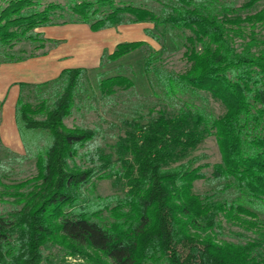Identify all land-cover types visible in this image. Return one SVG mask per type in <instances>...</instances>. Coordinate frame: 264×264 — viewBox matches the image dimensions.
Instances as JSON below:
<instances>
[{
	"label": "trees",
	"instance_id": "16d2710c",
	"mask_svg": "<svg viewBox=\"0 0 264 264\" xmlns=\"http://www.w3.org/2000/svg\"><path fill=\"white\" fill-rule=\"evenodd\" d=\"M155 1L165 4L163 13L133 0H67L68 21L99 30L129 13L132 22L190 29L189 69L168 68L160 50L152 48L144 70L156 95L182 100L192 109L181 105L174 114L126 119L129 128L112 157L85 153L96 126L65 122L76 106L84 67H65L40 82L38 107L18 97L20 132L41 130L49 138L35 152L37 173L6 188L14 206L0 210V264L51 263L46 250L53 247L93 264H264V39L255 30L264 25V7L231 17L228 12L237 9L222 0ZM256 2L247 0L242 7ZM60 5L0 0V61L25 58L8 49L19 41L45 47L48 38L32 30L53 23ZM146 43L118 42L107 57L118 59ZM114 84L132 81L114 74L101 79L99 87L112 91ZM203 90L225 104L222 115L192 101ZM210 134L221 152L213 178L240 192L247 205L216 191L194 192V182L205 176L202 165H194L196 158L173 164ZM109 177L125 180L127 191L97 193V180ZM222 216L256 234L226 239Z\"/></svg>",
	"mask_w": 264,
	"mask_h": 264
},
{
	"label": "rangeland",
	"instance_id": "374dc122",
	"mask_svg": "<svg viewBox=\"0 0 264 264\" xmlns=\"http://www.w3.org/2000/svg\"><path fill=\"white\" fill-rule=\"evenodd\" d=\"M41 1L44 4H61L53 14V23L31 29L48 38L45 47L35 48V43L30 40L19 41L8 49L17 54H25V58L21 61H0V193L4 194L0 201L2 212L14 206V197L5 193L6 188L37 173L35 152L46 144L49 138L47 133L41 130H27L24 134L20 132L15 112L18 97L21 96L33 107H38V84L55 78L63 67L85 68L76 96V106L65 122L69 126L79 124L98 128L97 135L85 148V153L88 154L110 153L112 157H116L118 146L129 128L126 119L134 116L145 119L161 112L174 114L179 106L184 105L182 100L171 101L154 93L150 79L145 73L144 63L150 49L156 48L160 50L163 64L176 72H185L191 66V61L185 54L191 45L187 38L193 34L190 29L162 25L155 27L154 22L149 20L132 22L129 21L131 15L127 13L111 27L92 30L87 23L68 21L71 13L67 0ZM133 1L147 5L159 13L164 12L165 4L162 2ZM222 1L232 3L237 9L228 12L231 17H244L264 7V0H257L248 8L242 7L247 0ZM247 26V31L250 32L251 27ZM147 28H150L151 32H148ZM255 30L257 36L264 39V25L256 26ZM133 39H144L147 43L118 59L111 60L107 57L118 42ZM261 46L264 47V42ZM114 74L128 76L132 85L114 84L112 91L101 90V79ZM192 101L197 105L203 104L217 116L226 111L225 104L208 91H200L198 97ZM184 106L192 109L188 104ZM188 158H196L194 165H202V171L205 173L204 177L194 182V192L204 194L216 191L215 194L220 197L247 205L240 192L225 186L224 180L213 178V164L221 160V152L214 134L206 136L196 147L189 150L185 158L173 164ZM126 191L127 185L123 179L109 177L96 182V192L101 195H123ZM261 216L264 217L263 214ZM223 224L224 237L229 240H245L256 234L254 230L247 229L233 219L226 220L223 217ZM46 253H52V262L46 264H93L85 257L62 255L58 247L46 250Z\"/></svg>",
	"mask_w": 264,
	"mask_h": 264
},
{
	"label": "crops",
	"instance_id": "0c3cea01",
	"mask_svg": "<svg viewBox=\"0 0 264 264\" xmlns=\"http://www.w3.org/2000/svg\"><path fill=\"white\" fill-rule=\"evenodd\" d=\"M49 37H50V36H49ZM51 38H53V36H52ZM49 39H50V38H49ZM133 40H134V39H133ZM125 41H126V40H125ZM120 42H121V41H120ZM115 46H116V45H115ZM114 48H115V47H114ZM19 61H21V60H19ZM67 67H69V66H67ZM82 67H84V66H82ZM63 68H65V67H63ZM63 68H62V69H63Z\"/></svg>",
	"mask_w": 264,
	"mask_h": 264
}]
</instances>
